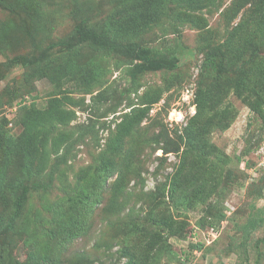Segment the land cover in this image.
I'll use <instances>...</instances> for the list:
<instances>
[{
	"label": "trees",
	"instance_id": "trees-1",
	"mask_svg": "<svg viewBox=\"0 0 264 264\" xmlns=\"http://www.w3.org/2000/svg\"><path fill=\"white\" fill-rule=\"evenodd\" d=\"M210 1L115 0L109 12L99 16L91 8H80L77 0H73L69 15L75 17L76 22L68 38L57 40L38 53L14 55V64L20 63L25 68L26 81L47 78L54 91L44 107L34 103L22 104L20 100L19 133L12 134L5 127V118H0V264H95L97 261L101 264H155L166 246L167 236L163 235L162 229L168 236L183 231L182 222L161 210L158 193L205 196L207 182L204 176L211 170L202 169L206 167L205 162L209 164L211 161L206 156L213 149L207 135L213 129L225 130L236 116L235 107L227 100L229 94L248 105L256 117L264 116V91L255 86L261 80L264 82V73L259 79L253 77L248 66L251 58H245L247 44L252 46L253 54L254 47L264 44V0H258L256 20L246 30L245 37L239 24L226 33L223 41L213 45L205 36L207 43L205 49L201 48L204 54L199 63L193 96L195 112L182 130L171 137L157 119L149 126H142L163 94L179 82L175 71L178 64L176 48L150 47L144 41L146 33L167 18L173 23H191L198 29H207V20L197 11ZM247 2L232 1L227 16L232 18ZM45 4V0H0V8L6 9L12 17L0 23V48L14 46L16 42L10 43L8 38L10 35L12 38L16 28L22 29L32 39V49L39 45L42 39L36 33L41 27L37 22ZM15 16L19 18L18 23L13 21ZM25 18L36 25L29 27L27 32ZM235 40L241 42L235 44ZM16 44L15 49L18 47ZM53 48L56 50L51 53ZM81 49L86 51L81 52ZM224 57L229 65L226 61L224 63ZM111 61L117 67L132 63L136 70L133 75L163 72V83L161 86L146 85L136 101L129 103V110L119 114L120 118L115 121L95 160L81 170L77 182L73 186L62 187V194L52 199L49 194L56 186V178L61 180L64 175L61 166L67 162L74 142L83 140L85 133L93 127L91 121L85 125L78 124L74 129L71 122L77 116L75 110L66 105L74 103L84 107L83 97L88 94L90 100H94L97 93L93 94L92 89L107 77L105 74L111 70ZM229 67L235 71L230 73ZM9 88L8 91L12 90ZM73 90L84 96L75 100L70 94ZM168 98L170 94L166 100ZM139 137L142 141L138 140ZM134 138L141 146L142 142L149 144L150 152L154 149H162L163 154L181 152L174 172L166 176L163 185L157 183L154 189L146 191L143 189L144 179L137 169L126 171L117 163L121 156L125 157L127 142ZM130 160L127 163L133 164ZM114 173L117 176L112 185H127L132 178V190H128V186L123 189L121 201L114 205L116 208H107L106 203L102 207L101 197L105 194L107 179ZM190 184L195 186L188 193ZM127 206L129 208L125 210ZM145 207H149L146 215L143 213ZM100 209L101 212L108 210L104 213L108 216L106 220L102 219L104 222L91 250L73 247L74 240L92 234ZM112 210L116 211L112 213ZM261 211L264 214V208ZM141 214L147 221L140 222ZM223 217L221 214L218 220ZM259 219L264 220L263 217ZM108 223L113 226V237L106 231ZM246 223L243 227L248 230ZM208 224L212 228L215 226L213 222ZM199 225L204 227L205 224L201 221ZM124 230L125 244L110 254L111 237L114 242L115 233ZM18 243L27 249L23 260L12 252ZM261 243H264V237L256 245ZM200 247L201 244L195 246ZM123 257L126 259L122 262Z\"/></svg>",
	"mask_w": 264,
	"mask_h": 264
},
{
	"label": "rangeland",
	"instance_id": "rangeland-1",
	"mask_svg": "<svg viewBox=\"0 0 264 264\" xmlns=\"http://www.w3.org/2000/svg\"><path fill=\"white\" fill-rule=\"evenodd\" d=\"M114 1L77 0V5L80 8H91V11H96L99 16H103L109 12ZM232 1L234 0H211L207 6L197 11L207 20V29H198L191 23L181 24L177 21L173 23L170 18H167L162 24L146 33L144 41L150 47L157 46L160 49L169 47L170 50L176 48L178 64L175 71L179 82L174 83L170 90L163 94L162 99L151 109L148 118L144 119L142 126H149L154 119H157L156 121L164 124L171 137L185 126L188 118L195 112L193 96L198 80L199 63L204 54L201 48H204L207 43L205 36L210 39L208 43L213 45L223 41L226 33L239 24L245 37L246 30L256 20L255 7L258 0H248L232 18H229L227 13ZM45 3L43 13L37 22V25L41 27V30L36 33L37 37L42 39L39 45L32 49L31 38L22 29L16 28L12 38L11 35L8 38V42L17 44L14 43L10 49L0 48V118H5V127L12 134L20 131L18 121L20 100L22 99V104L34 103L38 107H44L48 97L54 91L52 83L47 78L26 81L25 68L20 63L14 64V55L38 53L57 40L68 38L76 22V18L69 15L73 0L72 2L45 0ZM8 18L12 19L11 14L6 9L0 8V23ZM25 19L27 32L29 27L36 25L29 18ZM13 21L18 23L19 18L15 16ZM237 42L241 41H234L235 44ZM15 44L18 46L16 49ZM247 46L245 58H251L249 69L253 72V77L259 79L260 74L264 73V44L254 47L255 54L251 52L252 46L248 44ZM55 50L51 49V53ZM84 51L86 49H81V52ZM223 61L229 65L226 57ZM248 66L245 65V70ZM110 68V72L105 74L107 77L92 89L93 94L97 93L94 100H90V94L84 96L76 90L70 93L75 100L84 96L86 105L84 107L74 103L66 105L67 108L74 109L77 116L71 122L72 127L75 129L76 125H85L91 121H93V127L85 133L83 140L74 142L67 162L61 166L65 171L64 175L61 180L56 178V186L49 194L52 199L62 194V187L73 186L77 182L81 170L95 160L110 130L114 128L115 121L120 118L119 114L129 110L127 107L129 103L136 101L135 99L147 87L146 85L161 86L163 83V72L160 71L133 75L136 70L132 63L117 67L111 61ZM228 69L230 73L235 71L230 67ZM139 85L141 87H138ZM255 86L257 89L263 88L264 91L263 80L255 83ZM9 87L12 90L8 91ZM68 88L73 87L68 86ZM27 91H29L28 94ZM169 94L170 98L166 100ZM227 100L233 104L237 112L228 128L213 129L207 135L213 149L206 156L211 161L209 164L205 162L206 167L202 169L211 170V173L204 176L207 182L204 188L205 196H185L179 195V192L176 193L177 195H171L165 191L158 193L161 210L178 222H182L184 229L178 235L169 236L162 229L163 235L167 236V247L162 248L160 259L155 264H264V243L256 245V242L264 237V220L259 219L260 217L264 219L261 211L264 208V116L256 117L250 112L249 106L234 94H229ZM138 140L142 141V137ZM138 140L134 138L127 142L125 157L121 156V160L117 163L126 171L129 168L137 169L144 179L143 189L147 191L154 189L157 183L163 185L166 176L174 172L181 152L163 154L162 149H154L150 152L149 144L142 142L141 146ZM238 156L239 160H237ZM138 157H140L139 160L135 159ZM128 160L133 164L127 163ZM125 175L129 174L125 173ZM116 176L117 174L114 173L107 179L105 194L101 197L102 207L106 203L105 207L116 208L114 205L117 201H121L123 189L128 186V190H132L134 179L128 178L129 182L127 185L123 184L124 186L112 185ZM194 186L195 184H190L187 192L189 193ZM138 187L137 185L136 188ZM128 208L127 206L125 210ZM148 208L145 207L144 215ZM107 211L103 209L101 212L100 209L99 216L95 218L92 234L77 238L71 245L78 246L81 250H91L99 228L104 222L102 219L106 220L108 216L104 214ZM115 211L112 210V213ZM221 214H224V217L219 221ZM142 220L147 221L141 214V223ZM248 220L251 221L248 222ZM201 221L205 224L204 227L199 225ZM208 222L215 223V226L212 228ZM244 223L249 225L250 229L245 230ZM106 231L113 237V226L110 227L109 223ZM115 234L114 242L111 237L110 254L115 253L122 244H125V230ZM19 244L12 248V252L23 260L27 249ZM197 244H201V247L195 248ZM125 259L123 257L122 262ZM95 264L101 263L97 261Z\"/></svg>",
	"mask_w": 264,
	"mask_h": 264
}]
</instances>
